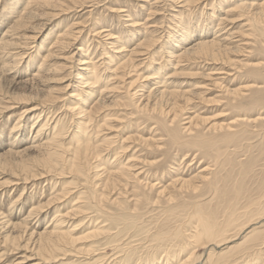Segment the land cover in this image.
Listing matches in <instances>:
<instances>
[{
	"label": "bare ground",
	"instance_id": "obj_1",
	"mask_svg": "<svg viewBox=\"0 0 264 264\" xmlns=\"http://www.w3.org/2000/svg\"><path fill=\"white\" fill-rule=\"evenodd\" d=\"M73 1L78 3L79 0ZM83 1V3L81 2V4L78 5L80 8L85 6L95 7L99 2H101L100 0ZM176 1L179 0H172V2ZM181 1L185 3L187 2L186 0ZM193 1L199 2L200 5L203 4L204 9L202 11L204 14H208L210 18L207 16L204 23L201 21L202 24L200 28V26L198 27L193 21H189L192 17H186V20L188 21H184L182 27H180L182 24L180 22L181 24L178 25V30L176 29L175 32L170 34L168 39L163 41V44L160 45L161 50L159 49L158 37L153 34L154 30H148L147 26L142 27L144 28L143 31H140L142 30L141 28H136L141 24L137 19L132 18V13L128 14L129 17L127 20L129 22L126 24L128 28L125 31L129 34L126 38L130 41L137 37H140V39L137 40L134 46H132L129 50H127V47L117 45L122 37L113 33L112 30L102 26L100 29H92L94 31L92 34L93 36H105L104 38L102 37L103 39L101 38L105 43L104 45L101 44V50L102 55L108 59L103 57L94 59V53H91L88 49L92 45V42L88 48H85L84 44H82L83 46H78V48H76L78 53L80 52L82 55L78 59L77 73L75 74V79L73 81L74 83L66 85V87H68L72 84L73 90L69 93L70 98H72V100L69 99L71 104H68L67 108L65 107L66 112H64V114L60 115L61 112L55 115H51V112L48 113L47 110L49 108L47 107V104H51V102L47 99L35 101V98L27 95H1L2 97L0 98L6 102L4 101L2 103L0 101V112L10 111L15 108V105L17 104L34 101V103H32L33 105L22 109L23 111L19 116H17L13 129L19 128L18 126L22 124H24L23 126L26 128V124L31 122L29 130L30 132L35 130V136L40 138L41 134L47 133L44 139L42 138L43 140L24 148V150L32 147L39 151V154L43 156V160L46 163H49V165L46 164L48 166V171L51 170L49 169L50 167L56 169L60 164V175L68 174V177L74 176V182L64 187L62 185L61 192L56 193V196L54 195L57 199L71 197V195H74L76 192V195L70 199V201L73 200V202H69L68 209L62 211L55 208L57 214L52 218L51 222L48 221L50 223L48 225L49 227H45L44 230L36 232L35 234H33L32 231L30 234V240L33 238V241L29 246L32 253L22 254L12 260L11 264H61L62 262L63 264H131L136 261L132 256L133 254H136V251H139V247L142 248L144 244L139 246L133 244V241H131L130 238H121V236L118 237L122 231H119L117 234L114 233V229H116V227L113 228L110 221V219L114 220L116 219V215H119V222L112 223L122 224L124 222L127 224V221L125 220L129 218L127 211L122 210L119 213H115L110 210H106L103 205L104 193H99L97 189L91 191L90 188L86 186L89 182L88 175L84 172L87 170L85 169L87 164L91 162V159L102 158L104 154L108 153L107 145L114 143L115 139L121 138V133L118 132L114 135H112L113 133H109L99 137V133L102 132L103 127L107 128V125H110V121H115L113 118L109 119L108 116L115 115L119 118H126L130 115L132 118H135L137 117V114L142 115V117L133 118L129 121V123L121 124L120 122V125H118L123 128V134L126 131H129L128 133L141 132V125L144 123L142 120L144 118V121H153L156 124V126L154 125L152 128L147 127L149 133H164L163 135L168 137V148H170V145H193L194 147H199L202 150L204 149L212 159L213 163L214 161H216L215 163H221L225 159L227 160L228 155L226 156L225 153L223 154L222 148L218 146L219 143L227 144L233 139L235 140V138L240 137L241 134L244 136L245 133L256 132L258 131V128L263 126V123L261 122L263 119V113L259 112L255 116H251L249 113L237 114L228 123L214 122L212 125L208 126V128L204 127L203 129H200L198 122L199 119H204V117H201L195 111L194 115L186 117L187 121L184 122L186 123L185 125L180 124L181 119H179V117L182 109L184 108V104L192 101L197 95L202 94V91H199V89L196 90V86H193L192 83L183 84L184 82L182 81L174 82L173 77H176V75L179 74L177 73V70L181 67L185 60L190 61L203 58L205 61L203 66H206V63H215L220 59H226L228 64L224 63V66L222 65L216 67L212 65L213 67H207V69L210 70L215 69L213 73L218 77L213 80L216 85L218 82H220V84L224 82H227V84H233L235 81L240 79V73H244V76H247L245 77L247 80V84L245 85L238 87L232 86V88L227 85L224 86L226 87L225 90L229 96L234 97L235 100L232 101L230 98L227 99L225 105L227 104L226 106L229 107L228 109L233 110L237 107V104H241L244 100H249L250 105L258 104L264 107V0ZM62 3H65V0H13L9 3L6 10H8V13L12 16L17 13V16H14V23L4 30L0 38V60H7L10 58L8 62L2 64V68L4 70L10 71L11 68L17 69L19 65H21V63L30 56L28 51L34 47L32 44L36 42L39 31L32 32V35L20 32H24L25 28L29 24V19L36 15L35 5L50 8V6H58L62 5ZM208 5L211 6L209 7ZM185 6L184 8H186ZM206 9H210V12H205ZM217 9L219 13L218 15H215ZM114 11L115 8L110 9V12L113 13ZM185 11H179L178 16L182 17V15L185 14ZM88 12H91V10H88ZM211 17L216 18V26H210L213 24V22L209 20ZM75 29L76 28L73 26H67V28L57 32L55 38L47 47L48 51L41 55L42 61H40L39 64H36L38 68L33 74V78L26 81L24 80L25 83H47V73L56 74L58 71L63 69V67H67V60L65 56H61L59 50H63L65 47L71 45L70 40L76 39L78 34H80L83 30L81 28L79 30ZM211 30L212 32L214 31L213 36L203 37L204 33L207 35L211 32ZM106 31L108 32L106 33ZM35 33L38 35H35ZM51 36L41 42L39 46V53L43 52L42 50L46 48V44L50 41ZM106 39H111V42H107ZM108 43H111V46H114L116 50L110 47ZM105 45H108V48H106L107 46L105 47ZM107 49H110L111 51H121V53H112L108 56L107 54L109 51H107ZM36 51H38V49ZM138 56H145V59H142L141 61L137 60ZM240 56H244V58H240ZM58 57L59 60H65L63 64L51 63V60L55 58L58 59ZM164 57L166 59L164 62H161ZM100 59L104 60L102 61ZM146 59L150 60V64L146 66L147 68L140 72L137 67L144 63ZM115 60L117 61L114 62ZM80 65H83V67H80ZM166 69H172L173 71L170 72L169 70L166 73ZM20 72L22 73V71ZM131 72L136 73L133 76H129L131 79L126 83L128 94L124 98L128 101L127 105L134 106L135 110L131 109L122 115H116L113 113L106 114L104 115L106 116L105 118L96 120V113H98L101 109H104V104H120V99H123V97H121V95H114L113 93L117 91L116 89L120 88V82L122 81L119 79L128 76ZM8 73H12V71ZM179 75H181V72ZM54 76L55 75L51 76V79L56 78ZM185 86L187 87L184 88ZM103 96L107 98L105 99ZM110 98L113 99L110 100ZM92 100L94 104L90 106L88 103ZM166 105L168 110L165 109ZM62 108L63 107H60V110ZM171 115L173 116L171 117ZM62 116L65 119L72 116L71 125L69 126L70 129H66V125L62 124ZM23 119H25V123H22ZM73 126L75 128L71 130V127ZM255 126L259 127L254 129ZM261 130L264 131V128L262 127ZM69 132L73 133L72 140L74 141V144L72 147H67L64 144L65 142L63 143V133L67 134ZM90 133H98L95 138L96 140L99 139V143L92 139V135ZM180 133L183 134L184 138H181ZM132 138L134 137L128 136L124 138L122 136L118 143V148L123 147L126 151V149L131 147L126 146V144H128ZM158 148L160 147L158 146ZM117 149L116 151H118ZM122 153H124V150ZM131 161L132 160H129L127 163L118 162V166H115L117 165L116 163L108 169V171H103L107 172L106 177L108 180L104 184L105 189L110 188V186L114 187L115 183H122V180H134V178L137 179L141 176L142 168L137 165L138 163L136 164ZM113 163H115V161L111 164ZM97 166L99 165L96 164L95 168ZM209 168L211 167L205 166L202 170H198V172L196 171L194 175L192 174L193 176L190 178L182 177L180 176V173H178L176 175L177 177L172 179V181H174L173 183L179 182L181 184V188L188 187L192 188L194 191L197 190V188H200L199 186L201 183L204 187H210L215 190L217 186H221L219 184L220 178L218 174L210 173V171V174H207ZM1 175L3 174L0 173V176ZM148 176H150V174ZM23 179L25 181L27 178H16L12 182V185L20 183L19 181L21 180L23 182ZM90 179L93 178L90 177ZM138 179L137 183L139 185L141 181ZM194 180H197L199 184H197L196 181L194 182ZM160 182L155 181V178L153 177L149 183H143V186H148L150 189H157L162 187L158 186ZM170 183L172 184V182ZM101 184V181H98L96 184L94 183V186L101 187ZM124 185H127V183ZM168 186H163V190L161 189L162 192L168 189ZM75 188L78 190L75 191ZM170 188H174V185L170 186ZM73 190L75 192H73ZM239 192L238 190L234 191L236 198L240 195ZM146 198L145 193L136 195V206L142 204L141 202L145 201ZM171 199V196H169L168 200ZM222 199H224V197ZM225 199L229 198L225 197ZM218 200L221 199L219 198ZM199 202H197V200H190L188 203L189 209H191V216L188 220L189 223L180 224L177 226L176 230L173 231L168 225H166L164 228L165 231L163 233L161 232L159 235L157 234L154 238V241L159 243L162 241H170V239L177 240L182 248H180V250H172L170 255L163 261L153 260L152 263L146 262L145 264H264V262L260 261L261 259L259 258L262 253L260 251L263 249L255 256L254 252L257 249H254L253 245H250V243L259 239V233H261L260 229L264 227V214L259 217L251 216L253 218H248L247 221H240L239 223H236V217L232 214L235 211H233L234 207L232 208L231 206L233 205L232 203L227 207L225 204V208L220 210L218 206L214 209H205ZM217 202V205H220V201ZM233 203H235V201ZM41 207H43L42 204L37 207H32L25 220H29L31 218L35 208L41 209ZM36 211L37 210L34 212ZM219 212H224L227 218L225 224H222L219 220H217L219 217L218 215L222 214ZM78 215L84 216L81 218V222L75 224V217ZM94 215L101 216L107 223L99 226L98 221V224L92 225ZM121 220H123V222ZM84 221H86L85 224L88 226L85 231L80 232L81 227L84 226V224L81 223ZM101 222H103V220ZM188 226H190V229ZM188 230L189 232L187 233L186 231ZM150 238L151 236L149 235V240ZM239 239H241V241H238ZM78 243L81 244L80 246L84 247H77ZM87 243H91L90 246ZM238 248H242V250H239ZM197 249H202V253L200 254V250L198 251ZM8 250L11 251V249ZM234 250L237 251L233 252ZM251 250L253 251L250 252ZM230 251L233 252L234 255H229L231 253ZM4 252L0 254V259L4 257ZM73 254L76 255V259L70 261L72 259H70V257ZM205 255L206 258L204 259ZM139 261L134 264H138ZM139 264L141 263L139 262Z\"/></svg>",
	"mask_w": 264,
	"mask_h": 264
},
{
	"label": "rangeland",
	"instance_id": "obj_2",
	"mask_svg": "<svg viewBox=\"0 0 264 264\" xmlns=\"http://www.w3.org/2000/svg\"><path fill=\"white\" fill-rule=\"evenodd\" d=\"M12 1L13 0H0V38L4 30L14 23V16H17V13L13 14L12 16L8 13L9 11L6 10L7 6ZM100 1L101 2H99L95 7L85 6L81 8L78 5H80L81 2L83 3V0H79L78 3L74 2L73 0H65V3H62V5L50 6V8L35 5L36 15L32 16L29 19V24L25 28L24 32L22 31L20 33H29V35H32V32L39 31V35L35 33V35L38 36L36 38V42L32 44V46L34 47L28 51L30 56L27 57L26 60H24V62H22L17 69L11 68L10 71H12V73H8L10 72L9 70H4L2 68V64L8 62L10 58L7 60H0V97H2L1 95L5 96L6 94L12 96H32L33 98H35V101L47 99L51 102V104H47V107L49 108L47 110L48 113L51 112V115L58 114L59 112H61L60 115L64 114V112H66L65 107L67 108V105L71 104L70 100H72V98H70L69 93L73 90L72 84H70L68 87H66V85L69 83H74L73 81L75 79V74L77 73L78 67V59L82 55L80 52L78 53V50L76 48H78V46H83L82 44L85 45V48H88L90 43L92 42V45L88 49L89 51H91V53H94V59H99L100 57L108 59L107 57H104V55H102L101 50V44H105L102 41L105 36H93L92 34L94 31L92 29H100L102 26L108 28L109 30H112L113 33L122 37L120 38L121 40L117 43V45L127 47V50H129L132 48V46H134L137 40L140 39V37H137L134 40L130 41L126 38L129 34L127 33V31H125L128 28L126 25L129 22L127 20L129 17L128 14L132 13V18L137 19L141 24L136 28H141L142 30L140 31H143L144 28L142 27L147 26L148 30H154L153 34L158 37L159 49L161 50L160 45L163 44V41L167 40L168 36L175 32L177 28H179L178 25L182 23L180 25V27H182L184 21H188L186 20V17H192V19H189V21H193L198 27L200 26V28L202 22L204 23V21H206V17H209L208 14H204L202 11L204 9V5H200L199 2H194L193 0H186L187 2L189 1V4L186 2L187 5L181 0H179L180 2H172V0ZM184 6L186 8H184ZM208 6L210 7L211 5ZM112 8H115V11L113 13L110 12V9ZM88 10H91V12H88ZM182 10L186 11L185 14L183 13L184 15L180 17L178 16V14L179 11ZM205 12H210V9H206ZM215 13V15H218V9ZM215 19L216 18L212 17L211 19H209L213 22V24L210 25L211 27H213V25L216 26L215 23H217V21ZM67 26H73L74 28H76L75 30H79L80 28L83 29L82 32L78 34L76 39L70 40L71 45L65 47V49L63 50H59L61 56H65L67 60V67H63V69L58 71L56 74L47 73V77L50 78H47V83H25L24 80L26 81L33 78L32 76L38 68L36 64H39L40 61H42L41 55L48 51L47 47L55 38L57 32L59 30L67 28ZM107 32L108 31H106V33ZM213 32L211 30V32L207 35L204 33L203 37H211L214 34ZM49 36H51L50 41H48L49 43L47 42L46 48L42 50L43 52L39 53V46L41 42H43L44 39ZM106 40L107 42H111V39ZM108 44L110 47L115 49L114 46H111V43ZM105 47L108 48V45H105ZM37 49L38 51H36ZM115 50L111 51L110 49H107V51H109L107 55L110 56L112 53H121V51L119 52ZM240 58H244V56H240ZM142 59H145V56L137 57V60L141 61ZM165 59L166 58L164 57V59H162L163 61L161 60V62H164ZM100 60L103 61L104 59ZM64 61V59L59 60L58 57V59L55 58L51 60V63L63 64ZM116 61L117 60H115L114 62ZM216 62L206 63V66H203L205 63L203 58L190 61L185 60L182 63L181 67L177 70V73L180 74L181 72V75L178 74L176 75V77H173L174 82L182 81L184 82L183 84L192 83L193 86H196V90L199 89V91H202V94L197 95L192 101L184 104V108L182 109L180 113L181 115L179 117V119H181L180 124L185 125L186 123L184 122L187 121L186 117L189 115H194L195 111L201 117H204V119H199L198 123L200 125V129H203L204 127L208 128V126L212 125L214 122L228 123L237 114L249 113V115L255 116L259 112L263 113V119L261 122L263 123L262 127L264 128V107H262V105H250L249 100H244V102H242L241 104H237V107H235L233 110L228 109L229 107L226 106L227 104L225 105V102L228 98H230L232 101L235 100L234 97L229 96V94L225 90L226 87L224 86L227 85L232 88V86L238 87L245 85L247 84V80L245 79V77L247 76H244V73H240L242 77L240 76V79L235 81L233 84H227V82L220 84V82H218L216 85L213 80L218 77L213 73L215 69L210 70L207 69V67H219L222 65L224 66V63L228 64L226 59H220ZM149 64L150 60L146 59V61L139 65L137 69L142 72L145 68H147L146 66H148ZM80 67H83V65H80ZM169 70L170 72L173 71L172 69H166L165 72L167 73ZM20 71H22V73ZM135 73L136 72H131V74H129L128 76L119 79L120 81H122L120 82V88L116 89L117 91H115L113 94L121 95L123 99L121 98V101L119 100V105L113 103L110 105L104 104V109H101L98 113H96V120L105 118L106 116L104 115L106 114L113 113L116 115H122L130 111L131 109L135 110L134 106L127 105L128 101L124 98L128 94L126 83L131 79V77L129 76H133ZM53 75H55L54 77L56 78L51 79V76ZM64 75L66 76L62 78ZM207 75L210 76L208 77ZM187 86H185L184 88H186ZM106 98L107 97H105V99ZM112 99L113 98H110V100ZM0 101L3 103L5 100L1 99ZM32 103H34V101L17 104L18 106L15 105L16 107L11 109L10 111L8 110L0 112V173L3 174L0 176V254L5 251L4 257L0 259V264H11L12 260L21 256L22 254L32 253V251L29 249V246L33 241V238L30 240V234L32 233V231L33 234H35L36 232H41L42 230H44L45 227H49V222H51L52 218L57 214L55 208L62 211L68 209L69 202H73V200L70 201V199L74 197V195H76L75 191L78 190L75 188L76 190H73V192L75 193L74 195H71V197H63L57 199L55 197V194L61 192L62 185L64 187L74 182V176L68 177V174L60 175V164L57 166V168L55 167L56 169H53L49 166V169L51 170L48 171L47 165H49V163H46L43 160V156L39 154V151L32 147V149L29 148L24 150V148L34 145L36 144V142H40V140H43L47 134H41L40 138L35 136V130L31 132L29 130L31 122L26 124V128L25 126H23L24 124H22L18 126L19 128H15L16 130L13 129V126L16 123L17 116H19L23 111L22 109L33 105ZM88 104H90V106L94 104L93 100ZM60 107L63 108L60 110ZM165 109L168 110L167 105L165 106ZM136 116L137 117L135 118L142 117V115L139 114H137ZM172 116L173 115H171V117ZM70 117H67L66 119L63 116L61 117L63 120L61 122L62 124L66 125V129H70L69 126L71 125L70 123L72 120V116ZM108 118H113L115 119V121H110L109 124L112 126L107 125V128L103 127L102 132L99 133V137L109 133H113L112 135H114L118 132L121 133V138L122 136L124 138L133 136L134 138H132V140L128 144H126V146H131L130 148L126 149V151L123 147L118 148V143L121 138H117L118 140L113 138L115 139V142L107 145V154L109 156L107 154H104V156L100 159H91V162L85 167V169L87 170L84 171L89 178V182L86 186H88L91 191L97 189L99 193H104L103 205L106 210H110L115 213H119L122 210L127 211L129 217L125 219L127 221V224L124 223L123 220L121 221L124 224L121 221L120 222L122 224L112 223L119 222V215H116V219H110V221L112 227H116V229H114V233L117 234L119 231H122L121 234L118 235V237L121 236V238H130L131 241H133V244L139 246L144 244L142 248L139 247V251H136V254H133L132 257L135 258V262L141 260L139 262L141 264H145L146 262L152 263L153 260L163 261L170 255V252L172 250H180V248H182L177 240L170 239V241H162L159 243L154 241V238L157 234L159 235L161 232L163 233L165 231L164 228L166 225H168L169 228L173 231L176 230L177 226H179L180 224L189 223L188 220L191 216V209H189L188 203L190 202V200H197V202L201 200L199 203L202 204L205 209H214L216 208V206H218L221 210L225 208V204L227 207L232 203L233 205L231 206L232 208L234 207L233 211L235 210L232 214H234V217H236V223H239L240 221H247L248 218H253L251 216L259 217L264 214V131L261 130L262 127L258 128L259 126H255L254 129L258 128V131L245 133L244 136H242L241 134L240 137L235 138V140L233 139L231 141L232 143H219L218 146L222 148L223 154L225 153V155L228 156L227 160L225 159L221 163H215L216 161H214V164L208 153L204 149L202 150L199 147L197 148L193 145L182 144L176 146L170 145V148H168V137L166 135H163L164 133H149L147 127L152 128L154 125L156 126L153 121L145 120V123L143 118L142 122L144 123L141 125V132L128 133L129 131H126L127 133L125 132L124 135L123 128L119 126L120 122L121 124L129 123V121H131L134 117L132 118L130 115H128L126 118H119L115 115H112L108 116ZM23 120L22 123H25V119ZM74 128V126L71 127V130ZM63 134V143L65 142V146L72 147V145L74 144V141L72 140L73 133L69 132L67 134ZM90 134L92 135V139L95 142L99 143V139L96 140L95 138L97 137L98 133ZM180 136L181 138H184L183 134H181ZM158 146L160 148H158ZM116 149L118 151H116ZM122 149L124 150V153H122ZM129 160H132L131 162H135L136 164L138 163L137 165L142 168L141 176L138 177L139 179L137 178L141 181V183L138 185L137 179L134 178V180H122V183L116 181L118 183H115L114 187L110 186V188L105 189L104 184L108 180L106 177L107 172L103 171H108V169H110L116 163L117 165L115 166H118V162L127 163ZM114 161L115 163L111 164ZM96 164H98L99 166L95 168ZM205 166H209L212 168H209L207 174L215 173L218 174L220 178L219 184L221 186H217L215 190L210 187L206 188L201 185V183L199 186L200 188H197V190L194 191L192 188L188 187L181 188V184L179 182L173 183L174 181H172V179L177 177L176 175L178 173H180V176L182 177L190 178L196 171L198 172V170H202L203 168H205ZM149 174L150 176H148ZM23 177L27 179H25V181L23 179V182L21 180L19 181L20 183L12 185V182L16 178L21 179ZM90 177L93 179H90ZM153 177L155 178V181H161L158 186L162 187L157 189H150L148 188V186H143V183H149V181L153 179ZM197 180H194V182L196 181V183L199 184ZM98 181H101V187L94 186V183L96 184V182ZM170 182H172V184L174 185V188L172 189L170 188V186L173 185ZM126 183L127 185H124ZM163 186H168L169 188L167 187L168 189L162 192ZM235 190H238V192L241 191L239 192L240 195L237 197L238 199L235 197ZM143 193L146 194L147 198L145 199V201L141 202L142 204L136 206V195H141ZM169 196H171V200H168ZM223 197L224 199H222ZM225 197L229 198L230 200L225 199ZM219 198L221 200H218ZM217 201H220V205H217ZM234 201L235 203H233ZM40 204H42L43 207H41V209L35 208L34 211H37H33V215L31 216V218L29 220H25L28 217L30 209L32 207H37ZM219 213L222 214L218 215L219 217L217 220H219V222H221L222 224H225L227 218L224 212ZM83 216L84 215H78L77 217H75V224L81 222V218ZM93 219L94 221L92 225L98 224V221L99 226L107 223L101 216L94 215ZM102 220L103 222H101ZM85 222L86 221L81 223L84 224V226L81 227L80 232L85 231L86 227L88 226L87 224H85ZM188 228L190 229V226H188ZM186 232L188 233L189 230ZM260 232L261 233H259V239L250 243V245H253L254 249H257L254 252L255 256L258 255L259 251L263 249L262 251H260L262 253L260 254L261 257L259 258L261 259L260 261L264 262V227L260 229ZM149 235L151 236V241L149 240ZM238 241H241V239H239ZM87 244L90 246L91 243ZM77 245V247H82L80 246V243H78ZM8 249H11V251H9ZM197 250H200V254L202 253V249ZM237 250H234L233 252H236ZM239 250H242V248ZM253 250H251L250 252H252ZM233 252H231L232 254L230 253L229 255H234ZM75 256V254L71 255L70 259H72L69 260H75ZM205 258L206 255L204 256V259ZM61 264H63V262Z\"/></svg>",
	"mask_w": 264,
	"mask_h": 264
}]
</instances>
